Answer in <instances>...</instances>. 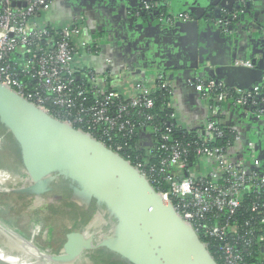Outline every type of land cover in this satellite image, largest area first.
Segmentation results:
<instances>
[{
    "label": "built area",
    "instance_id": "obj_1",
    "mask_svg": "<svg viewBox=\"0 0 264 264\" xmlns=\"http://www.w3.org/2000/svg\"><path fill=\"white\" fill-rule=\"evenodd\" d=\"M56 1L0 0V84L49 114L48 102L65 110L77 109L76 117L63 122L73 127L75 124L86 127L88 131L80 130L94 138L95 132L101 138L100 142L112 144L116 150L110 149L119 154L123 147L115 144L114 135L123 131L132 133L135 128L124 117L133 110L154 109L153 96L159 85L168 91L169 85L160 75L156 89L151 90L143 81L135 86V94L129 98L109 87L99 89L93 84V74L88 71L81 75L84 69L77 66V59L82 57L78 43L83 37V24L72 20L60 28L51 24V29L47 27L45 18ZM180 18L190 20L188 14H182ZM166 20L170 24L175 21L170 17ZM219 24L226 28L228 23L221 20ZM82 48L87 53L91 51L85 42ZM13 56H19V59L13 60ZM234 65L236 68L253 69L252 62L248 60L236 61ZM83 75L90 81L91 92L95 94L92 101L87 97L88 93L77 85ZM21 76L28 81L24 83ZM205 84L201 80L189 83L195 87L210 113L206 124L199 130L208 137L207 142L212 143L225 137L223 127L229 125L232 126L229 133L234 136V141L222 147L201 145L196 154L201 166L185 171L183 175L187 151L174 141L171 129H166L159 137L160 151L167 155L159 172L162 175L169 170L173 172L166 177L170 190L159 193L172 202L178 214L198 235V229H202L207 238L222 243L220 250L224 264H246L245 254L253 255L249 249L255 243L264 252V163L256 157L255 143L246 133L250 118L264 119V85L255 86L251 91L233 89L230 93V88L223 81L210 80ZM213 100L221 107L213 106ZM114 102L125 104L119 106L116 117H111ZM249 103L255 107L254 110L234 114L229 108L230 105L243 108ZM167 108L172 110L171 119L178 122L172 100ZM153 119L154 116H147V121ZM237 120L243 123L238 124ZM4 186L5 181L0 178L1 191ZM248 198L254 202L248 210L256 216L250 219L240 213ZM172 200H176L177 205ZM235 216L239 219L231 223ZM208 219H215L217 224L208 225ZM238 246H242L245 254Z\"/></svg>",
    "mask_w": 264,
    "mask_h": 264
},
{
    "label": "water",
    "instance_id": "obj_2",
    "mask_svg": "<svg viewBox=\"0 0 264 264\" xmlns=\"http://www.w3.org/2000/svg\"><path fill=\"white\" fill-rule=\"evenodd\" d=\"M240 7L239 4L237 8ZM226 8L229 13L223 17L221 10L215 9V18L232 22L233 7ZM146 13L147 10H142L141 16L145 17ZM148 13L160 15V11L149 10ZM239 18L245 23V13ZM215 36L225 42L228 40L222 36V26L215 29ZM251 62L254 68L255 62ZM205 66L214 67L211 61ZM263 77L261 74L254 86H263ZM203 78L223 81L230 89L252 90L234 86L224 77ZM197 80L190 81L196 83ZM192 89L196 92L195 87ZM0 121L20 149L24 177L29 179L25 186L9 192L34 196L30 211H36V208L49 206L46 195L59 185L58 189L71 191L74 204L91 214L84 230L67 234L61 253L44 258L46 261L73 263L82 256L104 251L126 264H218L172 202L163 198L138 168L90 134L56 119L1 84ZM252 121L260 124L264 119L250 118L247 124ZM198 129L200 127L190 130ZM261 136L258 139L261 140ZM255 152L264 163V150L259 144ZM61 197L56 196V199ZM0 230L11 233L6 227L0 226ZM0 264L7 263L0 261Z\"/></svg>",
    "mask_w": 264,
    "mask_h": 264
},
{
    "label": "crops",
    "instance_id": "obj_3",
    "mask_svg": "<svg viewBox=\"0 0 264 264\" xmlns=\"http://www.w3.org/2000/svg\"><path fill=\"white\" fill-rule=\"evenodd\" d=\"M151 2L57 0L45 22L57 28L72 20L83 24V37L78 43L82 57L77 59V66L84 69L81 75L88 71L93 74V84L99 89L109 87L129 98L135 94V86L140 82L144 81L151 90L156 89L158 76L163 75L172 91L179 124L188 130L202 127L210 113L189 85L191 79L215 75L228 79L234 86L253 89L257 78L264 74V0H161L160 6ZM239 4L240 9L237 8ZM161 5L167 9V17L175 20L172 24L167 18L148 13L149 10L160 11ZM230 5L233 7L231 16L245 13L246 21L243 23L234 16L226 28L222 27V36L230 41L225 42L215 36V29L221 27L220 19L215 18V9H220L223 17L229 13L226 7ZM142 10H147L145 17L141 16ZM182 14H188L190 20H181ZM83 42L90 47L89 53L82 48ZM245 59L254 61L255 67L235 70L234 63ZM207 61L214 67L207 68ZM246 133L255 148L259 144L264 150V122H250ZM259 135H262L261 140ZM138 142L146 149L152 147L151 133H144ZM5 189L9 188L6 186ZM0 207H5L2 200ZM88 223L89 220L75 226L67 225L65 234L54 246L37 244V254L46 258L41 252L63 249L67 234L83 231ZM10 231L15 236L6 234L15 239L14 243L21 246L20 252L24 255L16 256L18 254L13 251L15 257H6L7 252L0 250V259L7 264H16L20 257L25 260L36 258L28 249L31 247L29 239L36 233L29 230L22 233L15 228Z\"/></svg>",
    "mask_w": 264,
    "mask_h": 264
},
{
    "label": "trees",
    "instance_id": "obj_4",
    "mask_svg": "<svg viewBox=\"0 0 264 264\" xmlns=\"http://www.w3.org/2000/svg\"><path fill=\"white\" fill-rule=\"evenodd\" d=\"M161 0H152L154 6H160ZM160 10L159 17L168 18L169 14H167V9L162 7L158 9ZM39 17V16H37ZM47 27L51 29V25L47 24ZM19 56H13V60H18ZM86 75H83L82 78L77 81V85L84 89L92 101L94 99V93L91 92V84L90 81H87L84 78ZM20 80L23 82H27L28 80L23 79L22 76ZM211 79L203 78L201 81L207 84ZM30 84V83H29ZM36 84V82H33ZM205 84V85H206ZM262 87V85L260 86ZM170 88V87H169ZM42 91V88L40 89ZM230 93H233V89L228 90ZM154 99V109L152 110H133L129 115L125 116V120H130L133 125H135L134 131L130 133L129 131L119 132L114 135V142L116 145H120L123 147V150L119 152V154L126 160H130L136 167L141 166L140 171L145 174L147 179L150 181L151 185L157 192L164 193L170 190V184L166 181V177L171 175L173 171H168L166 175L160 174L159 170L161 167V162L163 159L167 157L164 155L159 148L160 144V134L166 131V129L170 128L172 131V138L176 143H179L183 149L187 151V155L185 157L186 168L181 174L184 175L185 171L193 170L196 166H201L202 163L199 162L197 158V149L201 145H209V146H217L222 147L229 143V141H234V136L229 133L232 129V126H225L223 130L226 135L222 139H216L212 143L207 142V136L203 134L202 131L198 130H188L182 127L179 122L173 121L171 119L172 110L167 108V104L172 100V91L171 89L168 91L163 89L161 85L157 89ZM258 101V99H257ZM213 106L221 107L219 102L213 100ZM125 104L120 102H114L111 106V117H116L118 114V108L120 105ZM46 108L50 111L51 115L56 119H60L62 121L67 119H73L76 117L78 110L76 109H62L52 105L51 102L46 104ZM229 108L234 113H239L244 110H254L255 107L252 105H247L246 107L239 108L234 105H230ZM147 116H154L152 121H147ZM77 129H82L84 131H88L86 127H82L80 124H75ZM154 128H157L158 131ZM93 132V131H92ZM151 133L152 147L144 148L138 142L140 137L144 133ZM95 138L100 140L99 135H96L94 132ZM0 143L3 144L0 150V171H3L1 177L7 178L6 180H10V177L14 174H8L9 171L12 173L19 172L18 170L22 167L23 163L21 159V152L18 148L17 144L14 142L12 136L6 131L4 126L0 123ZM103 141V140H101ZM109 148L116 150V148L105 141H103ZM13 144V145H12ZM199 162V163H198ZM199 174V173H198ZM182 176V175H180ZM200 177V175L198 176ZM179 180V179H178ZM6 188V187H5ZM59 185L56 187L54 192L50 194H57L62 196L63 202L60 203V206L53 208V206H48V211L46 207H43L45 211L39 212H31L30 206L35 200V197L30 194H15L9 192L10 190H15L18 188L6 189V191H0V200H5V207L0 209V221H2L6 226H10L11 229H17L22 233H25L30 223L33 221L38 222L41 221L51 230V234L53 240L60 241V236H63L64 230L68 227L67 225L75 226L76 223L83 224L90 220L91 214L89 211H86L84 208H80L75 206V204L71 201V191L69 189L63 188V190L58 189ZM175 205H177L176 200H172ZM71 202V205L68 203ZM74 204V205H73ZM254 204L249 198L245 203L244 208L240 213H244L246 219H250L251 217H256L250 213V208ZM39 210V209H38ZM59 211V212H58ZM59 214V215H58ZM80 217V218H79ZM79 218V222H76V219ZM236 218V219H235ZM61 221V225L58 226L54 220ZM239 217L235 216L231 223H235V220H238ZM241 221V219H240ZM208 225H216L217 221L215 219H208ZM205 226V225H203ZM52 227V228H51ZM199 230V237L201 241L207 245L209 252L212 257L218 264H224V256L220 250L222 243L215 239H209L204 235V231L202 229ZM238 248L243 251L242 246H238ZM29 250L33 253L36 258H40L41 256L37 254V252L33 249V247H29ZM249 250L253 251V255L245 254L244 262L246 264H264V252L258 244H254L252 248ZM87 264H123L124 262L116 260L114 257L108 255L104 251H97L94 254L86 256Z\"/></svg>",
    "mask_w": 264,
    "mask_h": 264
},
{
    "label": "rangeland",
    "instance_id": "obj_5",
    "mask_svg": "<svg viewBox=\"0 0 264 264\" xmlns=\"http://www.w3.org/2000/svg\"><path fill=\"white\" fill-rule=\"evenodd\" d=\"M45 17V16H44ZM45 20H46V18H45ZM0 123H1V121H0ZM2 124V123H1ZM0 140L2 141V138H0ZM13 145V144H12ZM3 146V144L2 143H0V150H1V147ZM19 172H17V173H12V172H10L9 171V173L8 174H14V175H12L11 177H10V180H6L7 178H2L1 176H0V178L1 179H3L4 181H5V187L7 186L8 188H10V189H12V188H21V187H23V185L25 186V183H29V179H28V177L26 176V177H24L25 176V170H24V168H20L19 170H18ZM2 173H4L3 171H0V175H2ZM9 189V190H10ZM56 196H59V195H57V194H47L46 195V199H47V203H48V205L49 206H53V208H58V207H64V206H60V203H62L63 202V199L64 198H60V199H56ZM52 201V202H49V201ZM70 205H71V202H68ZM5 204H8L9 205V203L8 202H6L5 203V200H2V205H5ZM74 205V204H73ZM75 206H77L78 207V205H76L75 204ZM0 209H1V207H0ZM59 212V211H58ZM59 215V214H58ZM80 218V217H79ZM79 218H77L76 219V222H79L80 220H79ZM55 222H57L56 223V225H57V229H58V226L59 225H61V221H58L57 219L56 220H54ZM41 224H44L43 222H41ZM45 225V224H44ZM0 226L1 227H6L7 229H9V230H11V227L10 226H6V224H4L2 221H0ZM48 227H45V229H47ZM52 228V227H51ZM12 230H14V229H12ZM9 234H11V235H14L13 233H12V231H11V233H9ZM45 235V234H44ZM46 237H48L49 239H48V241H53V237H52V234H51V230L48 228V230L46 231V235H45ZM13 240H15L13 237H10V236H8L6 233H4L3 231H1L0 232V250H2V251H4V252H9V253H11V252H13V251H15V255L16 254H18V255H16V256H22V255H24V253H21L20 252V248H21V246L19 245H17V244H15L14 243V241ZM29 241H30V245L33 247V249L35 250V251H37V242H35V241H32V238H30L29 239ZM33 242V243H32ZM40 242H41V240H40ZM48 245H50L49 243H47V246ZM19 249V250H18ZM29 249V248H28ZM62 250V249H61ZM61 250H59V251H55V252H41V254H43L45 257H49V256H58L60 253H61ZM24 251H25V249H24ZM47 251H50L49 249H47ZM27 252V251H26ZM8 253V254H9ZM10 255V254H9ZM11 256H13V254L11 253ZM13 257H15V256H13ZM29 257H33L31 254H29ZM24 258H27V257H24ZM20 259V261L18 260V262L16 263V264H56V263H54V261H46L43 257H41L40 259H36V258H34V259H28V260H25V259H23V258H19ZM0 261H4L3 259H1ZM83 262H87V260H86V256H82V257H80L78 260H77V263L78 264H86V263H83Z\"/></svg>",
    "mask_w": 264,
    "mask_h": 264
},
{
    "label": "flooded vegetation",
    "instance_id": "obj_6",
    "mask_svg": "<svg viewBox=\"0 0 264 264\" xmlns=\"http://www.w3.org/2000/svg\"><path fill=\"white\" fill-rule=\"evenodd\" d=\"M234 16L235 15H233V19H234ZM235 17H237V18H239V15H237V16H235ZM227 23L228 24H230V21H227ZM1 176V175H0ZM3 178V177H2ZM4 179V178H3ZM5 187V186H4ZM47 208V210L46 211H48V207H46ZM36 209H39V210H37L36 212H39V211H45L44 210V208H36ZM41 211V212H42ZM31 212H35V211H31ZM45 225L44 224H41V221H38V222H31L30 223V225H29V228H28V230L32 233V232H34V233H36V235H35V237L33 236L32 237V241H35V242H37V244H46L47 245V243H49L50 245L49 246H51L52 244H53V246H54V244H55V242H56V240H53V241H48V237H46L45 235H46V231L48 230V228L47 229H45ZM45 234V235H44ZM30 238V237H29ZM40 240H41V242H40ZM32 247V246H31ZM41 258V257H40Z\"/></svg>",
    "mask_w": 264,
    "mask_h": 264
}]
</instances>
